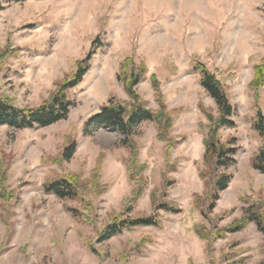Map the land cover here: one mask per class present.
<instances>
[{
    "label": "rangeland",
    "instance_id": "obj_1",
    "mask_svg": "<svg viewBox=\"0 0 264 264\" xmlns=\"http://www.w3.org/2000/svg\"><path fill=\"white\" fill-rule=\"evenodd\" d=\"M90 53L87 74L69 91L65 120L26 130L0 126V264H264V235L255 225L209 241L196 231L224 229L241 218L247 201L264 198V175L251 166L262 146L252 121L257 107L264 114V84L256 89L252 82L264 62V0L0 1V95L18 108L42 105ZM127 60L130 68L146 69L134 90L147 108L165 103L176 143L168 152L152 122L135 129L143 167L137 177L145 186L134 214H156L154 198L164 190L182 212L159 211L162 227L102 241L103 229L133 196L136 176L126 167V137L86 125L112 99L133 103L120 80ZM197 62L227 92L236 125L220 137L239 148L233 179L212 214L211 190L200 176L209 124L202 108L214 117L218 108L200 85ZM73 143L76 152L66 161ZM71 174L81 181L97 176L105 187L91 197L92 223L67 211L76 202L44 190Z\"/></svg>",
    "mask_w": 264,
    "mask_h": 264
},
{
    "label": "trees",
    "instance_id": "obj_2",
    "mask_svg": "<svg viewBox=\"0 0 264 264\" xmlns=\"http://www.w3.org/2000/svg\"><path fill=\"white\" fill-rule=\"evenodd\" d=\"M5 3H21L29 0H0ZM92 53L78 64L77 73L70 79L60 83L58 89L52 96L38 107L18 108L11 101L0 95V126H8L16 130L33 129L36 127L46 128L65 120L69 115L72 102L69 98V91L77 87L89 70ZM131 60H127L121 66L120 80L123 81L124 88L133 103L126 105L114 99L103 106L100 112L94 115L87 122V128H108L122 133L126 139L123 147L129 150L130 156L126 162V167L136 183V190L131 199L126 201L123 210L116 213L109 224L103 229L102 241H108L113 237L123 234L125 231H134L139 227H162V218L157 212L163 211L170 214H179L182 210L172 204L167 198V191L164 190L158 198H154L156 214L135 215L134 208L139 198L143 194L145 183L138 178L139 170L143 167L139 162L138 148L132 140L135 129L144 122H152L156 126L157 138L167 143L168 152L175 147L171 136L173 128V118L163 101L159 102V109L152 110L139 100L134 88L142 81L146 74V69L142 66L138 70L128 66ZM195 70L200 74V85L205 92L215 102L218 112L214 117L207 109L202 108L209 124L204 126L205 137L203 168L200 176L205 180L208 189L211 190L208 205V214L215 210L221 193L229 188L233 175L229 169L237 164L236 156L239 148L235 141L223 143L220 132L224 128H234L233 120L235 109L230 102L227 92L221 82L210 70L201 62L195 64ZM139 71V73L137 72ZM264 84V62L256 67L255 79L252 86L258 89ZM154 86L159 92V86L154 82ZM253 130L262 140V146L258 149L251 160L252 168L264 175V114L261 108L257 107L255 117L252 121ZM76 144L70 145L63 154V159L70 160L76 152ZM95 175L98 174L96 170ZM210 185V186H209ZM104 186L100 183L99 177L92 176L88 180L81 181L77 175H68L45 184L44 190L48 194H54L61 200H70L77 203V207L67 208L72 217L80 222L92 223L94 221L95 207L91 197L100 195ZM247 206L242 209V216L224 229H215L207 232L206 229L196 227L198 235L209 241L213 238H224L226 234H235L243 231L250 225H255L258 232L264 235V198L255 202H246ZM204 210L202 211V214ZM207 213L204 217H208ZM213 236V237H212ZM264 254V246H263Z\"/></svg>",
    "mask_w": 264,
    "mask_h": 264
}]
</instances>
